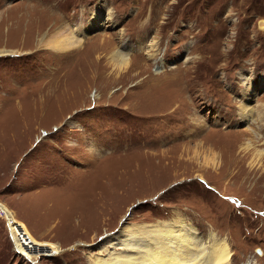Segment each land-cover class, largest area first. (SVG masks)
Here are the masks:
<instances>
[{
  "label": "rangeland",
  "instance_id": "obj_1",
  "mask_svg": "<svg viewBox=\"0 0 264 264\" xmlns=\"http://www.w3.org/2000/svg\"><path fill=\"white\" fill-rule=\"evenodd\" d=\"M1 47L0 264L180 219L264 264V0H0Z\"/></svg>",
  "mask_w": 264,
  "mask_h": 264
},
{
  "label": "bare ground",
  "instance_id": "obj_2",
  "mask_svg": "<svg viewBox=\"0 0 264 264\" xmlns=\"http://www.w3.org/2000/svg\"><path fill=\"white\" fill-rule=\"evenodd\" d=\"M66 18L70 19V17ZM62 21L63 24H65L64 19H62ZM95 21L97 20L95 19ZM94 24H96V22ZM56 31L57 30L54 32ZM54 32L50 35V45L64 48L72 43L69 38L61 39ZM47 34V32H45V34L43 33L37 38V41L40 44H44ZM76 38L77 36L74 38L76 43H78L77 45L75 44L76 46L86 41V37L83 38V36H80L79 39ZM15 51L16 50L1 47L0 55ZM110 59L111 62L117 61L120 69L127 68L130 64L129 57L121 51H114L111 53ZM174 67L175 66L172 68ZM166 68L167 67L164 65L160 71L164 72ZM160 71L158 72L161 73ZM261 128L262 125L260 124V129ZM249 146L250 145H247L246 149H250ZM7 215L11 217L9 213H7ZM133 228H127L128 230H126V234L124 235L123 232H125V230L120 229L117 231L120 235L112 236L113 238L108 239L105 243L110 245L113 244L114 247L115 245H121L120 248H123L125 252L113 254L105 250V254L101 255L102 252L99 251L98 254L89 256V261L92 264H228L230 262L232 251L226 239H216L214 235H212L210 236V243L206 245V243H203L202 240L197 238L196 234L195 236L190 233V229H187L188 225L186 227L181 219L165 222L162 226L150 225L149 227L137 226V228ZM10 229L13 230L11 226ZM121 235L124 237L126 236L125 239L119 240ZM24 243L21 244V247L29 250V247ZM103 249H105V245Z\"/></svg>",
  "mask_w": 264,
  "mask_h": 264
},
{
  "label": "built area",
  "instance_id": "obj_3",
  "mask_svg": "<svg viewBox=\"0 0 264 264\" xmlns=\"http://www.w3.org/2000/svg\"><path fill=\"white\" fill-rule=\"evenodd\" d=\"M1 203V201H0ZM3 203V202H2ZM4 204V203H3ZM5 205V204H4ZM9 209V208H8ZM10 210V209H9ZM11 211V210H10ZM12 214V212H11ZM13 215V214H12ZM14 216V215H13ZM15 217V216H14ZM0 218L3 219L4 221V225L5 227L7 228V231H8V234L9 236L11 237L12 239V236H11V232H10V226L13 228L14 230V234L16 235V237H20V238H25V234L24 233H21L19 230H18V224L16 222H12L11 220V217H9L5 211V208H3L1 205H0ZM13 240V239H12ZM26 249V248H25ZM16 251H18V249L15 248ZM19 252V251H18ZM20 253V252H19Z\"/></svg>",
  "mask_w": 264,
  "mask_h": 264
},
{
  "label": "water",
  "instance_id": "obj_4",
  "mask_svg": "<svg viewBox=\"0 0 264 264\" xmlns=\"http://www.w3.org/2000/svg\"><path fill=\"white\" fill-rule=\"evenodd\" d=\"M258 251V250H257ZM47 255H49V254H47Z\"/></svg>",
  "mask_w": 264,
  "mask_h": 264
}]
</instances>
